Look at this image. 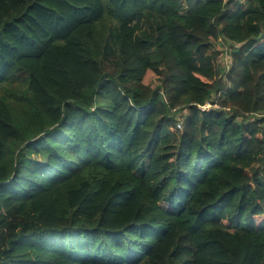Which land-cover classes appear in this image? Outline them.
<instances>
[{"label": "trees", "instance_id": "obj_1", "mask_svg": "<svg viewBox=\"0 0 264 264\" xmlns=\"http://www.w3.org/2000/svg\"><path fill=\"white\" fill-rule=\"evenodd\" d=\"M0 264H264V0H0Z\"/></svg>", "mask_w": 264, "mask_h": 264}, {"label": "rangeland", "instance_id": "obj_2", "mask_svg": "<svg viewBox=\"0 0 264 264\" xmlns=\"http://www.w3.org/2000/svg\"><path fill=\"white\" fill-rule=\"evenodd\" d=\"M151 21V20H150ZM151 25H148L149 31L153 32L154 31V25L152 21L150 22ZM217 51H222L223 54L220 56L219 63L221 66L224 68L229 69L231 66V58L229 55V45L224 43L223 41H218V47L216 48Z\"/></svg>", "mask_w": 264, "mask_h": 264}, {"label": "built area", "instance_id": "obj_3", "mask_svg": "<svg viewBox=\"0 0 264 264\" xmlns=\"http://www.w3.org/2000/svg\"><path fill=\"white\" fill-rule=\"evenodd\" d=\"M213 107H216V106H214L211 102H206L204 105L199 106L198 108H199V110H201V112H207V111L211 110ZM177 128L181 129L180 123H178Z\"/></svg>", "mask_w": 264, "mask_h": 264}]
</instances>
